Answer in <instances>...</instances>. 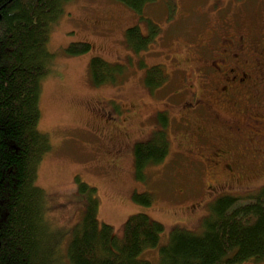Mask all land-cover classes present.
I'll use <instances>...</instances> for the list:
<instances>
[{
    "label": "rangeland",
    "instance_id": "1",
    "mask_svg": "<svg viewBox=\"0 0 264 264\" xmlns=\"http://www.w3.org/2000/svg\"><path fill=\"white\" fill-rule=\"evenodd\" d=\"M151 24L157 33L145 51L134 53L127 30L138 27L147 36ZM263 26L264 0H155L142 13L121 0L65 2L50 25L47 49L53 58L51 72L41 82L38 124L51 148L43 156L37 184L46 195V219L54 239L50 243L59 263L69 264L72 229L85 211L80 183L97 189L98 219L112 226L117 237L123 236L126 221L140 213L165 227L158 247L140 256L152 264H158L160 248L168 244L174 228L202 231L216 198L245 197L264 188V79L252 93L256 104L243 95L244 110L238 113L232 99L222 101V93L211 87L216 74L210 72V84L204 85L209 72L200 70L204 63L211 66L210 57L218 58L201 55V44L217 50L240 28L264 32ZM223 29L229 32L215 33ZM79 42L90 44L91 50L68 55L67 48ZM94 57L123 64L124 76L115 84L95 86L89 69ZM155 66L162 67L167 82L151 90L145 78ZM257 75L262 77L264 69ZM195 100L212 104L223 139L238 140L219 166L213 143L203 141L207 135L201 141L189 129L188 123L197 131L211 128ZM234 124L240 127L236 137L229 128ZM156 133L168 140V155L138 175L134 146ZM136 193L150 194L152 203L135 201Z\"/></svg>",
    "mask_w": 264,
    "mask_h": 264
},
{
    "label": "trees",
    "instance_id": "2",
    "mask_svg": "<svg viewBox=\"0 0 264 264\" xmlns=\"http://www.w3.org/2000/svg\"><path fill=\"white\" fill-rule=\"evenodd\" d=\"M68 0H0V264H61L50 243L46 219V195L37 184L43 156L50 150L49 137L40 132L41 82L51 72L47 49L50 25L58 19ZM142 13L155 0H121ZM144 36L138 27L127 30L128 47L134 53L147 49L157 28ZM91 45L71 44V56L88 53ZM155 66L145 84L160 88L166 74ZM95 86L116 83L126 67L94 57L89 64ZM164 75V76H163ZM169 152L168 140L156 133L136 143L138 170L161 163ZM86 195L81 221L74 226L67 247L69 264H152L140 258L157 248L165 227L145 214L131 216L121 238L112 226L98 219L97 189L80 183ZM149 206L150 194L134 195ZM202 231L176 227L168 244L159 251L158 264H244L264 262V188L245 197L225 194L212 201ZM54 240V239H53Z\"/></svg>",
    "mask_w": 264,
    "mask_h": 264
},
{
    "label": "flooded vegetation",
    "instance_id": "3",
    "mask_svg": "<svg viewBox=\"0 0 264 264\" xmlns=\"http://www.w3.org/2000/svg\"><path fill=\"white\" fill-rule=\"evenodd\" d=\"M261 29L264 30V26L261 27L260 30ZM239 30L240 33L223 41L217 50H215L216 48H213L212 45L201 44L204 45L201 55L207 53L209 56L216 55L218 58L210 57L211 66L207 62L204 63L200 69L209 72L208 76L202 79L204 85L205 83H209L210 72L216 74L217 79L212 81L211 87L213 85V88H217L219 92L222 93L223 96L219 97L222 101L232 99L238 113H241L244 110L240 107L242 96L246 95L247 97H251L255 105L256 102L254 101L252 93L259 88V81L264 79V75L262 77L257 75L260 70L264 69V56H262L264 55V32H260L258 29L256 31H254V29L250 31L240 28ZM223 31L226 34L229 32V29L217 30L215 33L217 34ZM221 39L223 38L221 37ZM221 39H217V43ZM262 89H264V82ZM195 103L196 110L202 108L205 111L211 128L204 129V131L203 129H199L197 131L194 130V124L188 123L189 129L192 135H195L198 140L202 141L201 138L207 135V138L203 141H205L206 144L213 143V152L218 153L220 157L219 161L216 162L218 165L224 157H227V153H229L231 148L238 146V140L230 143L222 138V133L218 131V127H215V124L219 123V120L215 118L216 115L214 113L216 112L213 110L211 103L207 104L202 102L199 104L196 100ZM229 128L232 130V134H234L235 137L240 134V127L237 124ZM209 148H211V146ZM213 162L215 163L214 160ZM227 168L229 170L231 169L228 166Z\"/></svg>",
    "mask_w": 264,
    "mask_h": 264
},
{
    "label": "bare ground",
    "instance_id": "4",
    "mask_svg": "<svg viewBox=\"0 0 264 264\" xmlns=\"http://www.w3.org/2000/svg\"><path fill=\"white\" fill-rule=\"evenodd\" d=\"M164 76V75H163ZM46 197V196H45Z\"/></svg>",
    "mask_w": 264,
    "mask_h": 264
}]
</instances>
